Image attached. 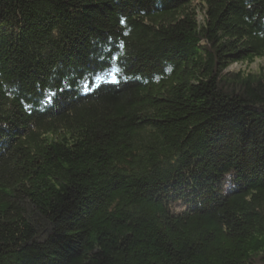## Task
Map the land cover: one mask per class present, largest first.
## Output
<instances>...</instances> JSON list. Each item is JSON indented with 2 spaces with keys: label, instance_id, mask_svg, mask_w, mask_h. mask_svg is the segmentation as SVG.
<instances>
[{
  "label": "trees",
  "instance_id": "16d2710c",
  "mask_svg": "<svg viewBox=\"0 0 264 264\" xmlns=\"http://www.w3.org/2000/svg\"><path fill=\"white\" fill-rule=\"evenodd\" d=\"M263 59L264 0H0V264H264Z\"/></svg>",
  "mask_w": 264,
  "mask_h": 264
},
{
  "label": "rangeland",
  "instance_id": "374dc122",
  "mask_svg": "<svg viewBox=\"0 0 264 264\" xmlns=\"http://www.w3.org/2000/svg\"><path fill=\"white\" fill-rule=\"evenodd\" d=\"M260 65H264V59L257 60L256 62L251 63V65H247L245 63H234L230 66V69L238 71H258Z\"/></svg>",
  "mask_w": 264,
  "mask_h": 264
},
{
  "label": "snow or ice",
  "instance_id": "6c2138e0",
  "mask_svg": "<svg viewBox=\"0 0 264 264\" xmlns=\"http://www.w3.org/2000/svg\"><path fill=\"white\" fill-rule=\"evenodd\" d=\"M121 71L120 68H113L110 72L109 75L113 78V81H115L116 79V74L119 73ZM97 79H99V77H97Z\"/></svg>",
  "mask_w": 264,
  "mask_h": 264
}]
</instances>
